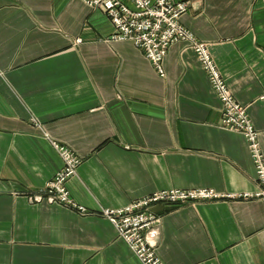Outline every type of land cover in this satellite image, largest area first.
Instances as JSON below:
<instances>
[{"label": "crops", "instance_id": "0c3cea01", "mask_svg": "<svg viewBox=\"0 0 264 264\" xmlns=\"http://www.w3.org/2000/svg\"><path fill=\"white\" fill-rule=\"evenodd\" d=\"M188 1L181 22L209 44L264 151V0ZM114 31L81 0H0V264H143L102 209L167 189L258 190L196 53L172 44L160 76ZM54 141L82 156L68 185L87 214L29 198L63 166ZM152 209L164 264H264L258 198Z\"/></svg>", "mask_w": 264, "mask_h": 264}, {"label": "built area", "instance_id": "2783aa9c", "mask_svg": "<svg viewBox=\"0 0 264 264\" xmlns=\"http://www.w3.org/2000/svg\"><path fill=\"white\" fill-rule=\"evenodd\" d=\"M93 9L104 11L112 20L113 40H130L151 61L160 76H165L164 60L172 44L182 41L197 55L213 89L222 102L221 125L245 135L256 169L258 190L252 194H221L215 189H167L155 191L122 208H105L100 213L116 227L122 238L143 264H164L158 254L161 217L152 207L158 203L184 205L221 198H258L264 203V151L259 132L253 125L248 107L235 97L222 75L209 44L200 40L181 22L191 6L188 0H81ZM77 41H81L78 39ZM62 168L46 183L43 190L30 195L34 203L46 201L63 205L81 214L88 209L72 197L69 181L77 175L82 156L71 147L53 142Z\"/></svg>", "mask_w": 264, "mask_h": 264}, {"label": "rangeland", "instance_id": "374dc122", "mask_svg": "<svg viewBox=\"0 0 264 264\" xmlns=\"http://www.w3.org/2000/svg\"><path fill=\"white\" fill-rule=\"evenodd\" d=\"M77 42H79V41H77ZM81 42V41H80Z\"/></svg>", "mask_w": 264, "mask_h": 264}]
</instances>
